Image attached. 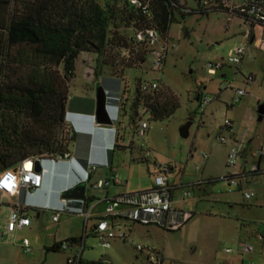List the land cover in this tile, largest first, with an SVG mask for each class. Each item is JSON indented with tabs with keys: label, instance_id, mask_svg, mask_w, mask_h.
<instances>
[{
	"label": "rangeland",
	"instance_id": "374dc122",
	"mask_svg": "<svg viewBox=\"0 0 264 264\" xmlns=\"http://www.w3.org/2000/svg\"><path fill=\"white\" fill-rule=\"evenodd\" d=\"M96 1L105 7L113 0ZM186 2L193 13L183 18L175 13L167 37H157L146 62L139 68L127 69L124 81L113 77L108 67L96 70V54L81 53L69 95L74 100L95 101L98 85L110 94H121L126 87V111L121 117L123 140L114 151L112 163L123 185L112 184L108 197L151 190L157 165L170 164L174 166L170 176L184 186L176 197L183 190L190 192L188 198L175 204L193 214L190 221L175 231L130 223L133 231L128 232L129 239H114L106 250L92 233L94 219L86 223L80 215L64 212L54 221V212L33 209L26 212L29 227L1 237L14 203L5 197L0 205V264H67L73 248L51 251L50 247L70 238H83L81 257L89 262L107 255L113 264H143L145 257L136 251V246L141 245L158 251L163 264H264V158L256 155L264 146V116L262 121L257 120V108L264 104V51L259 48L263 30L254 28L255 40L251 45L246 38L251 27L243 18L222 10L201 13L195 0ZM241 44L246 46L247 54L240 65L226 62L216 75L208 74L207 64L227 61L230 51ZM160 56L164 61L155 67ZM250 76L254 78L252 82ZM151 82L157 83L159 89L173 92L180 106L171 117L158 121L140 107L138 124L147 125L141 132L131 125V106L136 86ZM226 85L230 87L225 89ZM237 89L246 94L235 103ZM198 94L209 99L208 105L201 104ZM225 120L231 122V128L224 127ZM187 123L188 136L184 138L181 129ZM218 137H224L226 144L219 143ZM238 145L243 151L236 166L229 168L228 152ZM75 146V142L71 143L70 151ZM147 152L150 155L146 157ZM203 154L208 155L207 161L202 159ZM251 166H257L261 173L240 177ZM42 167L47 170L45 175L51 177L63 165L43 163ZM235 174L239 175L235 178L238 185L229 187L224 177ZM199 182L201 185H194ZM102 192L89 187L85 195L101 197ZM245 192L254 195L246 200ZM102 208L101 205L97 209ZM23 239L30 243L29 254L22 249ZM241 245L251 246L254 251L242 255ZM227 249L232 253H227Z\"/></svg>",
	"mask_w": 264,
	"mask_h": 264
},
{
	"label": "trees",
	"instance_id": "16d2710c",
	"mask_svg": "<svg viewBox=\"0 0 264 264\" xmlns=\"http://www.w3.org/2000/svg\"><path fill=\"white\" fill-rule=\"evenodd\" d=\"M142 1L148 12L128 0H113L105 7L96 0H0V171L15 168L26 159L60 160L70 152L75 133L66 139L71 127L65 121V111L81 53L96 54V70L108 67L113 77L124 81L125 71L141 67L152 53L146 31L154 30L166 38L175 13L182 18L193 13L186 0ZM195 1L201 13L222 10L243 18L225 8L224 0ZM139 33L144 35L143 40L138 39ZM140 84L131 106L133 127H139L140 107L154 121L168 119L179 108L178 97L169 89L158 86L145 94ZM125 92L126 87L121 94L109 93L122 100L110 160L123 140ZM197 98L201 102L202 95ZM260 173L259 170L252 176ZM94 228L95 224L92 231ZM82 239L55 243L50 250L59 251L64 245L71 248ZM79 264L103 262L80 259Z\"/></svg>",
	"mask_w": 264,
	"mask_h": 264
},
{
	"label": "built area",
	"instance_id": "2783aa9c",
	"mask_svg": "<svg viewBox=\"0 0 264 264\" xmlns=\"http://www.w3.org/2000/svg\"><path fill=\"white\" fill-rule=\"evenodd\" d=\"M133 6L141 8L145 12H148L146 4L142 0H128ZM223 6L227 8L230 12H236L243 16L246 24L252 27H260L263 30L264 36V0H224ZM146 37L152 48L157 42V33L154 30L146 31ZM144 35L142 33L138 34V39L143 40ZM260 47L264 50V41L260 44ZM247 54V48L244 45H239L238 47L232 49L229 53L227 61L217 62L215 64L209 63L206 65V70L210 75H216L223 67L226 62L230 64L240 65L241 61ZM160 56L158 61L154 62L155 67H159L161 64ZM254 78L250 76L249 81H253ZM229 85L225 86L229 88ZM158 88V84L155 82L151 83H141L140 91L142 93H151ZM246 94L242 89H237L235 91L234 102L237 103ZM209 99L202 97L201 104L208 105ZM225 128H231V122L229 120L224 121ZM139 129L141 132L147 129L145 122H140ZM115 132L114 129H112ZM74 131L70 128L66 134V139H71ZM217 141L222 144H226V139L224 137H218ZM113 150V144L108 151ZM243 149L242 146H233L227 155V167L234 168L239 160ZM149 152L146 153V157L149 156ZM256 155L258 158H264V146H261L257 151ZM202 159L206 161L208 159L207 154L202 155ZM72 157L70 152L63 155L60 160H39L41 164L43 163H58V162H68L71 161ZM34 159H26L22 161L17 167L12 169H5L0 171V205L5 197H19L22 191L28 194H32L38 190L43 183V172L44 170L37 172L34 169ZM113 160H110L108 156L105 157L101 167L109 169V175L92 182L91 175L97 170L98 165L88 162L85 166L81 167L84 173L82 179L78 182L85 183L86 187H90L94 190H104L109 186L123 185L118 173L113 170ZM31 165L28 167L27 165ZM171 171V167L166 165H160L156 176L154 177V185L151 190L120 195L117 197L106 198L103 200V211L101 216L97 218L94 228L95 237L98 238L99 244L104 249H110L112 244L111 241L114 239L125 240L127 238L128 232L131 229L130 223L139 224L142 226H155L167 231H175L183 227L193 216L192 213L184 210H180L173 207V194L176 190L182 189L184 186L181 184H176L169 181L168 174ZM259 168L257 166H251L249 170H244L240 174L241 177H247L252 175L254 172H258ZM235 175L226 176L229 187H236L238 183L235 181ZM7 178V180L5 179ZM253 193L245 192L243 194L244 199L249 200L253 197ZM190 196L188 190H183L181 192L180 198L184 200ZM86 197V196H84ZM87 201V197H86ZM84 198L82 200H76L77 203L82 205V209L79 210L81 216L85 220L89 219V216L93 208L100 203L99 200L93 199L87 203ZM67 200L61 199L60 203L62 206L57 208H47L48 211L54 212L53 220L58 221L60 213H64ZM30 207V205L25 203L17 202L15 206L10 210L6 224L1 232V237L12 236L16 230H21L24 227H29L30 219L24 215V209ZM69 248L67 245L62 247L63 250ZM22 249L24 253L29 254L31 252L30 243L27 239L22 241ZM136 251L143 257H145V262L143 264H163L162 258L159 256V252L148 246H136ZM254 251L253 247L248 245H241L239 252L244 254H249ZM227 253H232L231 249L226 250ZM82 248L80 247L76 252H74L67 260V264H79L81 259ZM184 264V263H180ZM250 264H254L251 262Z\"/></svg>",
	"mask_w": 264,
	"mask_h": 264
},
{
	"label": "crops",
	"instance_id": "0c3cea01",
	"mask_svg": "<svg viewBox=\"0 0 264 264\" xmlns=\"http://www.w3.org/2000/svg\"><path fill=\"white\" fill-rule=\"evenodd\" d=\"M250 27H251V30L246 35V38L248 39L249 44L254 45V40H255L254 28L255 27H252V26ZM262 34H263V31H262ZM263 41H264V36L260 44ZM260 44H259V48H261ZM222 77H225V75H222ZM67 108L69 111L75 112L77 116V120L79 121V123L77 122V124L80 125L79 127L81 129H84L86 132V134H78V133L74 134V142L76 146L73 151H70L72 160L68 162L54 163V165H58V164L63 165V168H59L58 174L56 176L47 177L45 175L47 170L44 169L42 186L35 192H32V194H28L25 191H22L19 197H6L10 199L11 201H14V203L10 205V210L15 206V203L17 202L30 205V207H26L23 210L24 211L23 213L25 216H27L26 212L28 210H33V209H36L37 211L40 209L48 210L47 208H57V207L62 206V204L60 203V200L62 199L60 196L61 192L69 188H72L73 186L78 184V182L82 179L84 175L80 165L85 166L88 162L98 165L97 170L91 175L92 182H95L98 179H101L109 175V169L105 168L107 170L103 171L104 167H101V164H103L106 156L110 158V151L107 152V150L111 148L112 144L114 146L115 136H114L113 131L109 130L108 128H96V125L94 124L92 120V114L95 110L94 100L90 98H87V99L81 98L78 100L71 99L68 102ZM113 154L111 155L112 159H113ZM170 167H171V171L168 174L169 181L176 183V181H174V179L170 176L174 172V166L170 165ZM156 174L157 172L154 174V177L156 176ZM199 185H201V183ZM87 188L89 187L87 186ZM177 191L179 190H176L173 194V204L172 205L174 208L180 209L177 206H175L177 202H182V199L180 198L181 194L178 197H176ZM109 193H110V186L103 190L102 192L103 196L101 195V197L85 195L87 197V201H86L87 203H89L93 199H97L100 201V203L97 204L93 208L88 220H85V218L81 216L79 212V210L82 209V205L77 203L74 200H67L66 204L64 205V208H65L64 212L76 213L80 215L81 217H83L86 223L89 220L94 219V222L92 225L93 227L97 221V218L101 216V213L103 211V208L101 210H98L97 208L101 205L104 207L102 201L105 200L106 198H109L108 197ZM70 203H74V204H70ZM180 210H184V209H180ZM94 211L96 212L94 213ZM30 225H31V222H30ZM146 227H150V226H146ZM24 228H27V227H24ZM130 228L131 229L129 230V233L133 231V226H130ZM92 233L95 236L94 231H92ZM129 235L130 234H128L127 238L122 241L123 242L127 241L129 239ZM80 247L82 248V253H83L84 251L83 244L81 245L79 243L78 245H74L73 247H71V249L73 248L74 252H76ZM82 253H81V256H82ZM103 259L104 257H101L99 262H103ZM242 264H243V261H242Z\"/></svg>",
	"mask_w": 264,
	"mask_h": 264
},
{
	"label": "water",
	"instance_id": "95a60500",
	"mask_svg": "<svg viewBox=\"0 0 264 264\" xmlns=\"http://www.w3.org/2000/svg\"><path fill=\"white\" fill-rule=\"evenodd\" d=\"M95 110L92 114V120L96 123V125H99V127L110 125L111 121L109 119L107 109H106V90L103 88L102 85H98L95 95ZM257 120L262 121L264 116V104H260L257 108ZM189 124L187 123L182 129H181V136L187 137L188 136V128ZM34 169L37 172H40L44 170L42 167V164L39 160H36L34 162ZM86 184L85 183H79L72 188H69L67 190H64L61 192L60 196L62 199L65 200H82L85 196L86 192ZM111 259L109 256L105 255L103 259V264H110Z\"/></svg>",
	"mask_w": 264,
	"mask_h": 264
},
{
	"label": "clouds",
	"instance_id": "9594fccd",
	"mask_svg": "<svg viewBox=\"0 0 264 264\" xmlns=\"http://www.w3.org/2000/svg\"><path fill=\"white\" fill-rule=\"evenodd\" d=\"M71 99L72 98H70L69 101ZM121 101L122 100H121L120 96L110 95L108 92H106V109H107V113H108L109 119L111 121V124L99 127V125H96V123L94 122V124L96 125V128H108L111 131H112V129L115 130L116 124L118 121V112H119V107H120ZM67 107H68V105H67ZM65 121L70 124V127L74 131V133L86 134L85 130L81 129L79 127L80 125L77 124V122L79 123V121L77 120V116H76L75 112L69 111L68 108H66V111H65ZM113 133L115 136V132H113ZM80 166L83 167V165H80Z\"/></svg>",
	"mask_w": 264,
	"mask_h": 264
},
{
	"label": "snow or ice",
	"instance_id": "6c2138e0",
	"mask_svg": "<svg viewBox=\"0 0 264 264\" xmlns=\"http://www.w3.org/2000/svg\"><path fill=\"white\" fill-rule=\"evenodd\" d=\"M28 167H30L31 165L29 164V165H27ZM6 180H7V178H5Z\"/></svg>",
	"mask_w": 264,
	"mask_h": 264
}]
</instances>
